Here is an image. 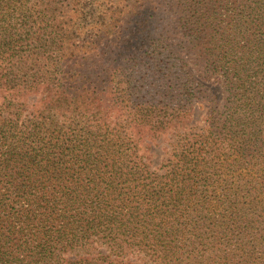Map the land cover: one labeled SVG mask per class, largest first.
I'll use <instances>...</instances> for the list:
<instances>
[{
  "label": "trees",
  "instance_id": "16d2710c",
  "mask_svg": "<svg viewBox=\"0 0 264 264\" xmlns=\"http://www.w3.org/2000/svg\"><path fill=\"white\" fill-rule=\"evenodd\" d=\"M0 264H264V0H0Z\"/></svg>",
  "mask_w": 264,
  "mask_h": 264
},
{
  "label": "rangeland",
  "instance_id": "374dc122",
  "mask_svg": "<svg viewBox=\"0 0 264 264\" xmlns=\"http://www.w3.org/2000/svg\"><path fill=\"white\" fill-rule=\"evenodd\" d=\"M104 1V0H102ZM121 2V0H119ZM102 3H100L101 5ZM188 61H190V57L188 58ZM215 85V84H214ZM148 144L145 143L144 145L141 146V151L142 154H144L148 161L150 163H152V167L156 168L159 166V164L161 163L162 160V152L160 150V148H155L152 145L148 148Z\"/></svg>",
  "mask_w": 264,
  "mask_h": 264
}]
</instances>
